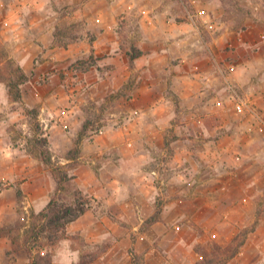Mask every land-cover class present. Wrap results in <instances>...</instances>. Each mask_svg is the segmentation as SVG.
I'll return each instance as SVG.
<instances>
[{
    "label": "rangeland",
    "instance_id": "374dc122",
    "mask_svg": "<svg viewBox=\"0 0 264 264\" xmlns=\"http://www.w3.org/2000/svg\"><path fill=\"white\" fill-rule=\"evenodd\" d=\"M239 3L250 15L233 30L221 0H0V62L31 75L22 102L0 83V192L15 193L0 215V264H30L20 236L54 190L26 151L38 134L74 178L58 202L87 209L72 231L70 222L49 240L45 228L33 255L49 252L52 264H264V0ZM177 24H189L196 44L186 52L193 73L215 67L214 90L181 84L179 96L166 86L179 71L169 63L185 53L178 45L166 46L168 60L143 55L160 51ZM132 48L141 53L130 66ZM203 52L210 65L195 57ZM87 116L81 153L67 160Z\"/></svg>",
    "mask_w": 264,
    "mask_h": 264
},
{
    "label": "trees",
    "instance_id": "16d2710c",
    "mask_svg": "<svg viewBox=\"0 0 264 264\" xmlns=\"http://www.w3.org/2000/svg\"><path fill=\"white\" fill-rule=\"evenodd\" d=\"M224 7L223 21L230 29L238 30L244 27L245 19L250 15V11L239 3V0H221ZM57 31L54 32L55 41L58 38ZM57 37V38H56ZM130 53L129 64L133 66V59L136 55L140 54L141 51L135 50ZM31 78V75L26 73L23 68L17 64L13 59L6 58L5 61L0 62V83H4L7 86L8 94L13 103L22 102V86L26 84ZM126 86H123V88ZM34 110L30 109L28 113H32ZM34 117H36V112ZM92 126V121L87 116L84 119L83 124L73 140V146L67 151L65 158L67 160L76 159L81 153V144L87 133ZM26 151L41 161L43 166L51 174L54 190L50 196L47 204L39 210L37 213L31 212V217L35 218V222L21 234V247L24 248L30 257V264H52V257L49 252H38L33 255L31 242H36L40 239L42 232L45 228H50L47 238L53 239V231L57 229L65 228L67 224L77 219L87 207L83 205L76 198L72 202H66L60 204L58 197L55 195L56 192L67 190L73 186V176L69 174L66 164H60L58 160H54L51 147L46 138L41 137L40 134L33 137L27 138ZM76 192L79 193V189L76 188ZM158 219L156 217L150 218L148 223H152ZM45 220V225L39 227L38 221ZM256 227V221L250 227L243 228L232 240V245L235 246L231 255H235L239 252L240 248L245 242L246 236L254 231ZM4 228H0L2 230ZM52 231V232H51ZM19 234V230L16 231ZM19 237H17L18 239ZM12 240V239H11ZM20 240V239H19ZM15 241L14 239L12 240ZM134 264H138L133 262ZM75 264H88L86 261L81 260Z\"/></svg>",
    "mask_w": 264,
    "mask_h": 264
},
{
    "label": "crops",
    "instance_id": "0c3cea01",
    "mask_svg": "<svg viewBox=\"0 0 264 264\" xmlns=\"http://www.w3.org/2000/svg\"><path fill=\"white\" fill-rule=\"evenodd\" d=\"M12 15V16H11ZM10 16L13 17L14 15V19L15 20H12L13 22L17 23L18 21V18L20 15H17V12L13 11V14H11ZM177 28H175L176 30H174L175 32L172 33V35L170 33H166V38H164L163 40H159L160 42V46H161V50L160 51H156L155 53H153V51L149 52V53H146V54H143V55H147V57H150V61H153V57L157 56L160 57V56H165L166 57V60H168V54L166 53L165 51V48L166 46H180L182 48V50H185V53H183L182 51L177 55L179 57V60L178 63L176 64V62H171L169 64H171V68L174 69L175 71L179 70L177 73H174L172 76L168 75V78L166 77V86L169 85L170 88L175 91L179 96H182L184 95L183 94V91H182V88H181V84H186V89L188 88L187 91L189 90H199L200 88H197V83L203 87V89L205 90H214L216 88V85L215 84H211L212 81H214L213 79L216 78L217 74H216V71H215V67H213V70L211 69H204L202 68V70L200 71L199 74H195L193 73V70H192V64H194L195 60L190 54H186V52H188V50H190L191 46L193 47L195 42L193 40V38L191 36H189V34L185 33L186 31L190 30V26L189 24H177V26H175ZM180 33V34H178ZM178 36V38H174L175 36ZM169 39H171V41H169ZM200 46L202 47V43L200 42ZM165 51V53H164ZM143 55L137 57V58H140L142 57ZM209 55L206 53V52H203V55L201 56H195L197 59H199L200 61L202 62H205L207 65L211 64L210 62V59L208 57ZM171 61V60H170ZM169 61V62H170ZM183 67V69H182ZM170 68V69H171ZM164 77V76H163ZM162 79V77H161ZM159 79V80H161ZM264 80V78H263ZM168 83V84H167ZM209 83V84H208ZM211 85V86H210ZM212 85H213V88H212ZM211 87V88H208ZM147 90H149L150 92H153V87H146ZM202 89H200L199 91H201ZM186 91V92H187ZM203 91H201V93H203ZM185 93V92H184ZM3 95V94H2ZM161 109H163V106H160L159 103H157V105L155 106V108L153 109V111H157V113H159L161 111ZM203 121V120H201ZM203 122H201V127L202 128H205L204 124H202ZM203 125V126H202ZM152 126H153V123H152ZM154 127V126H153ZM152 185H148L149 189L153 187V183H151ZM81 185V188H83V185ZM142 190H146V189H142ZM0 198L2 199V203H0V215L4 212H7L9 210H13V206L15 205V193H13V191H11L10 193L8 192V194L5 192V191H2L0 192ZM82 217H86V216H82ZM81 217V218H82ZM94 219V216L93 214L87 219ZM79 219H76L75 221H72L69 225V231H72L76 228H78L79 226L78 223L80 222ZM103 220V218H102ZM1 223V221H0ZM89 240H95V237L96 239L99 238V234H94V233H91L89 236H88ZM148 254V253H147Z\"/></svg>",
    "mask_w": 264,
    "mask_h": 264
},
{
    "label": "built area",
    "instance_id": "2783aa9c",
    "mask_svg": "<svg viewBox=\"0 0 264 264\" xmlns=\"http://www.w3.org/2000/svg\"><path fill=\"white\" fill-rule=\"evenodd\" d=\"M239 108H240V106H239Z\"/></svg>",
    "mask_w": 264,
    "mask_h": 264
}]
</instances>
